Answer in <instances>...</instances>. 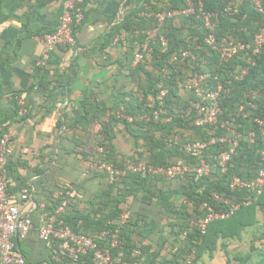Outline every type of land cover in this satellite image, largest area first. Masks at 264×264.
Listing matches in <instances>:
<instances>
[{
	"label": "crops",
	"instance_id": "0c3cea01",
	"mask_svg": "<svg viewBox=\"0 0 264 264\" xmlns=\"http://www.w3.org/2000/svg\"><path fill=\"white\" fill-rule=\"evenodd\" d=\"M168 3L86 0L85 18L76 29V46L46 52L43 38L56 31L64 0H0V114L13 117L4 124L12 132L10 193L22 205V190H30L31 202L24 212L37 227L55 209L53 196L68 185L77 186L69 214L80 213L93 226L108 217L117 228L123 216L139 213L140 225L129 226L133 239L120 235L121 245L112 253L113 264H172L173 241L185 225L180 212L188 202L170 183H157L150 189L154 193L151 195L140 186L142 179H129L118 185L106 174L81 177L87 161L94 154L104 153V147L103 152L98 151L99 141L107 142L108 155L116 162L139 160L150 153V142L144 139L149 131L147 115L133 116L127 107L130 109L133 102L143 111L149 109L146 103L156 94L160 73L157 64L162 54L156 57L153 51L135 64L138 48L132 44L130 31L121 30L113 38L109 34L143 5L161 8ZM140 13L142 18L144 14ZM176 23L180 24V19ZM137 24L135 36L144 28ZM197 26L201 38L191 33L190 29ZM183 33L188 45L182 51H190L192 56L181 66L183 77L174 98V113L191 99L185 87L192 80L191 72L200 71L211 83L220 77V65L204 45L202 26L189 21ZM233 72H239L236 65L225 71V79ZM15 95L26 103L25 119L14 115ZM121 113L132 121L121 118ZM171 119L169 116L164 120ZM175 134L181 143L194 132L182 134L177 129ZM171 160L189 164L179 156ZM119 200L120 220H112L115 217L109 214ZM221 245L220 241L216 248ZM20 247L30 261L42 264L51 263L56 249V245L40 239L37 228ZM209 247L197 264H214L215 254L224 253Z\"/></svg>",
	"mask_w": 264,
	"mask_h": 264
},
{
	"label": "built area",
	"instance_id": "2783aa9c",
	"mask_svg": "<svg viewBox=\"0 0 264 264\" xmlns=\"http://www.w3.org/2000/svg\"><path fill=\"white\" fill-rule=\"evenodd\" d=\"M182 1H184L185 6L180 11V14L187 18L195 17L201 22L204 32V45L213 56L217 57L218 64L227 66L232 61L237 60L236 67L239 72H233L224 82H220L219 78H216L214 85H210L209 79L200 71L191 72L192 80L185 87L193 95V98L187 101L186 107L178 109L177 113H183L189 119L191 126L204 129L206 136L204 139L181 144L176 137V129L174 134L165 140V143L168 147L179 144L186 156L197 159L205 158L210 150L216 149L218 153L213 157L216 162L214 164L204 163L192 168L188 164L181 163L155 166L152 163L150 153H146L137 162L134 160L126 161L124 167H114L107 162H87L82 173L83 178H87L92 171H98L106 174L112 183L122 184L130 173L140 174L148 172L170 181L176 178H185L192 172L191 174L194 176L195 181H200L213 176V167L221 174L228 172L242 139V134L237 129V121L239 119L253 118L256 130L248 133L251 145L256 143L258 134L264 137V117L257 114V101H262L264 105L263 90L248 92L246 99L230 119L222 117L224 114L222 104L224 99L231 94L233 81L235 79L242 80L250 69L258 64L257 58L264 48V26L258 27L251 40L252 42L247 43L233 34H220V13L206 10L203 0ZM85 2L86 0H64L56 31L45 35L43 38V46L46 52L56 47L74 48L76 46V29L85 18ZM250 4L259 14L264 16V0H250ZM238 7V1L231 0L223 9V14L225 16L236 15L239 13ZM147 16L162 25L166 19L173 16V13L163 11L160 13H149ZM139 34L137 33L135 37L137 38ZM152 37V31L145 33L144 42L134 55L135 64L142 62L146 55H150L154 51L151 46ZM159 42L162 47H166L168 40L162 35L159 38ZM191 56V52L187 50L174 53L169 59L168 66H164L161 69V77L157 85L156 94L148 99L146 103L155 119L165 113L164 105L168 95L165 80L171 75L172 69L170 67L177 71ZM240 59L242 61L239 62L238 60ZM18 103L20 105V114L23 115L26 103L22 99H18ZM119 116L132 121L124 113L119 114ZM147 119L150 120L148 115ZM98 132H100V129H98ZM11 137L12 132L8 131L0 139V264H40L30 263L20 249V242L28 239L35 225L32 219L24 212L26 206L31 202L30 190L28 188L22 190V205H19L10 193L11 174L8 168V159L12 154ZM98 151L103 152V147H99ZM261 153L264 155V148ZM263 187L264 169L253 179H244L234 175L229 182V189L233 192L239 190L250 192L249 198L244 202L245 205L257 200L262 193ZM75 190L74 185H68L53 196V199L57 200L58 204L50 214L41 219L40 225L37 227L40 239L56 245L52 256L55 261L61 262L64 259L76 261L81 256L91 254L94 264H113L112 253L114 249L119 248L121 245L120 229L126 223V217L123 216L121 218L120 225L117 228L101 233L104 243L96 241L87 234L74 231L60 218L67 213ZM213 196L218 204L226 209L217 210L209 207L206 203L203 204V207L208 209L205 219L200 222L197 220L190 222L191 229L198 228L203 235L206 233L209 223L229 219L241 206L240 202L232 203L228 198L221 197L217 192H214ZM42 207L44 208L45 205H42ZM182 237H186V233ZM193 260H195L194 252L189 254L181 264H191Z\"/></svg>",
	"mask_w": 264,
	"mask_h": 264
},
{
	"label": "trees",
	"instance_id": "16d2710c",
	"mask_svg": "<svg viewBox=\"0 0 264 264\" xmlns=\"http://www.w3.org/2000/svg\"><path fill=\"white\" fill-rule=\"evenodd\" d=\"M148 2L150 0H147ZM205 3V8L208 11L218 12L220 13L219 21H220V29L219 33L222 35L226 34H233L238 39H242L247 43H251L255 33L258 30V27L264 26V16L259 14L254 7L250 4V0H236L240 2L239 4V13L233 16H225L223 14V9L227 6V4L231 0H203ZM168 4L164 7L156 8L150 6L148 4L143 5L140 10L135 11L134 14L132 13L129 18L123 20L120 26L115 27L112 32L109 34V37H114L117 33H120L121 30L130 31L132 44L136 48H140V46L144 42L145 33L148 30L152 31V44L151 46L154 49V55L159 57V54H162L160 57V61L157 64L159 71L165 66H168L169 59L174 53H179L183 49H185L188 45L186 42V37L183 33L184 28H186V24L190 21V24L197 23L201 26V22L198 21L195 17H184L180 14V11L184 8L185 3L182 0H168ZM163 11H167L173 13V16L166 19L162 25H159L156 20L153 18H148L149 13H160ZM144 14L141 18L139 13ZM140 13V14H141ZM134 16V19L132 20ZM176 19H180V24L176 23ZM142 24L143 30L140 31V35L136 38L134 35V25ZM137 24V25H138ZM193 35H199L201 38V31L199 27H194V29H190ZM244 30V31H242ZM165 36L168 40L167 46L162 47L159 42V38L161 36ZM201 42V41H200ZM216 64H218V59L214 56ZM258 64L256 67L250 69L249 73L245 76L243 80L236 81L234 80L232 83V91L229 97L225 98L222 104V108L224 114L222 117L230 119L233 114L238 111L239 106L243 103L246 99L247 93L250 91H257L263 90L264 91V48L260 56L257 58ZM239 62L242 61L241 59L238 60ZM234 65H237V60L232 61L227 66H220L217 72L220 75L219 80L220 82L225 81V71L228 68H233ZM171 75L167 77L165 80V86L168 89V95L165 99L164 109L166 113L161 115L158 119L153 117V113L149 109H144L139 105L134 104L131 102V108L128 109L127 112L131 113V115L142 114L148 115L150 117L149 123V131L144 139L149 143L150 147L147 149L150 151L152 163L155 166H166V165H174L180 164L173 162L171 160L173 157H182L187 159L189 163L188 165L192 167L202 165L204 163H211L214 164L216 160L213 157L218 153L216 149L210 150L209 153L206 154L205 158H193L188 157L184 154L181 150L180 145H175L172 147H168L165 143V140L171 137L173 131L178 129L180 133L185 134L188 130H192L194 132L193 135H189L188 137L184 138L181 142L187 143L192 142L195 140L204 139L206 136V131L204 129H199L194 126H190L189 119L183 113H174L173 110V103L174 98L177 97V88L181 85L182 82V73L181 68L174 71V68L170 67ZM161 77V72L157 76V80ZM156 79V78H155ZM155 81V80H154ZM153 81V82H154ZM214 80L210 83V85H214ZM155 83V82H154ZM246 93V94H245ZM190 98H193V95H190ZM15 101V110L14 115L20 116V118L25 119L26 111L23 115H19L20 112V105L18 103L19 96L15 95L13 97ZM187 102L185 101L181 107H186ZM258 108L257 114L258 116L264 117V105L262 101H257ZM26 109V108H25ZM169 111V112H168ZM128 115V114H127ZM172 116V119L168 122H165V117ZM13 117L0 114V139L6 134L9 129L4 124L11 120ZM135 121V119H134ZM133 121V122H134ZM137 122V121H136ZM130 124V123H128ZM144 125V124H142ZM237 129L242 134V139L240 141V147L237 151V154L233 157L231 162L230 168L227 173L221 174L218 172L214 167V174L210 178H206L200 181H195L194 176L190 173L185 178H176L173 180H166L164 177L161 176H154L148 172L146 173H130L127 178L124 180L123 184L129 180H139L142 179L140 183L141 187L151 195H154L151 192V188H155L157 183H170L173 188L180 193H182L185 199L188 202V205L183 206L184 210L180 212V215L185 219V225L181 228L178 232V239H174L172 253L174 254V260L172 264H181L182 261L192 252L195 253V260L192 261L191 264H197L198 259L202 255L203 251L206 249L207 246H210L209 249L214 251L218 242H222L221 247L226 250L228 244L226 242L232 240H241L243 237L244 231L246 228L254 226L256 224V210H264V187L262 190L261 195L258 197L257 200L252 201L251 204L245 205L244 202L250 196V192L247 190H239V191H231L229 189V182L232 176L238 175L244 179H253L256 175L264 169V155H262L261 151L264 148V137L260 134L256 137V143L254 145L250 144L248 133L252 130H256V125L251 119H239L237 121ZM100 145L98 147H104V153L94 154V157L87 162H107L114 167H124L126 160L122 162L114 161L110 155H108L107 149V142L99 141ZM97 149V148H96ZM10 159V157H9ZM8 159V163H9ZM133 160V159H131ZM138 161V160H134ZM9 168V164H8ZM10 171V169H9ZM84 168H82V173ZM11 174V172H10ZM93 175L102 176L104 173L98 171H92L89 173L88 177ZM83 178V177H82ZM83 178V179H87ZM169 184V186H170ZM122 185V184H118ZM77 189V186L74 185ZM67 186L63 187L64 189ZM76 191V190H75ZM220 194L221 197L228 198L230 202L234 203L237 202L241 204L240 208L235 212V214L227 220H219L213 221L209 223L207 226L206 233L203 235L198 228L191 229L190 222L192 220L202 221L208 214V209L203 207V204H207L209 207L216 208L217 210H225L226 208L215 200L213 193ZM75 193V192H74ZM75 195V194H74ZM73 195V196H74ZM72 196V198H73ZM52 205H57L58 201L53 199ZM121 203V200L117 201L116 206L110 212L112 220H120V210L118 205ZM69 207V206H68ZM171 212V210H168ZM109 216V217H110ZM108 218V217H107ZM105 218L103 221L99 223H95L96 226L91 225V222L86 221L80 213H76L74 215L69 214V209H67V213L62 216L60 219L67 225H69L74 231L79 233L87 234L93 237L96 241L104 243L101 238V233L103 231H111L115 229V225L109 223L110 219ZM140 214H128L126 217V222L120 229V235L124 239H133L132 231L129 228L130 224H134L135 227H138L139 220H141ZM120 223V222H119ZM92 227H95L92 229ZM37 225L32 230L35 231ZM94 230V231H93ZM31 232V233H32ZM94 232H98L96 235L93 234ZM30 233V234H31ZM186 233V237H182L183 234ZM39 234V232H38ZM30 236V235H29ZM29 238V237H28ZM25 242V241H24ZM45 242V241H44ZM47 243V242H45ZM22 242H20V245ZM254 244V243H253ZM51 246H55L54 243L50 244ZM21 249V247H20ZM176 249V251H175ZM255 248L251 250L250 253L246 255L243 253L236 254L235 256V264H249L255 257L261 254V252L254 253ZM22 253L26 257V259L30 263H35L30 261L27 257L25 252L21 249ZM55 251V250H54ZM51 254V263L52 264H63V263H80L82 261H88L90 264H94L92 260V255L81 256L78 260L73 261L69 259H64L61 262L55 261L53 259V253ZM115 249L113 250V252ZM239 255V256H238ZM262 260H264V255L261 256ZM50 262L47 264H51ZM42 264V263H40ZM227 264H232L231 260H227Z\"/></svg>",
	"mask_w": 264,
	"mask_h": 264
},
{
	"label": "rangeland",
	"instance_id": "374dc122",
	"mask_svg": "<svg viewBox=\"0 0 264 264\" xmlns=\"http://www.w3.org/2000/svg\"><path fill=\"white\" fill-rule=\"evenodd\" d=\"M255 218H257L256 224L245 229L241 240L231 241L226 250L222 247L217 249V246L216 253L220 251L224 253H219V255L215 254L214 264H218L220 261L225 262L228 259L231 260L232 264H235L236 254L243 253V255H246L253 248H255L254 253L261 252V254L250 261L249 264H264V260L261 257L264 255V210H256Z\"/></svg>",
	"mask_w": 264,
	"mask_h": 264
}]
</instances>
